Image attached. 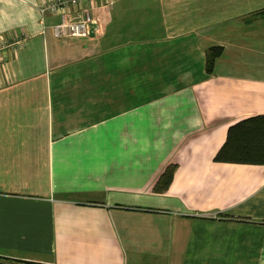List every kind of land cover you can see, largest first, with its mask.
I'll return each instance as SVG.
<instances>
[{"label":"crops","instance_id":"crops-1","mask_svg":"<svg viewBox=\"0 0 264 264\" xmlns=\"http://www.w3.org/2000/svg\"><path fill=\"white\" fill-rule=\"evenodd\" d=\"M42 1L0 0V255L264 264V164L214 159L264 113L262 0H95L84 37Z\"/></svg>","mask_w":264,"mask_h":264},{"label":"trees","instance_id":"trees-1","mask_svg":"<svg viewBox=\"0 0 264 264\" xmlns=\"http://www.w3.org/2000/svg\"><path fill=\"white\" fill-rule=\"evenodd\" d=\"M256 12L264 23V0ZM221 50L219 46L207 49L205 63L207 72L212 70L214 58L221 53ZM214 159L232 163L264 164V113L250 115L231 124L227 129L225 141L215 153ZM172 175L173 165H168L153 184V191L162 192L171 181ZM0 263L41 264L1 255Z\"/></svg>","mask_w":264,"mask_h":264},{"label":"built area","instance_id":"built-area-1","mask_svg":"<svg viewBox=\"0 0 264 264\" xmlns=\"http://www.w3.org/2000/svg\"><path fill=\"white\" fill-rule=\"evenodd\" d=\"M95 0H43L39 4L41 13L60 15V20L53 24L55 36L84 37L89 33L90 25L94 24L97 13L93 11ZM113 0H107L111 4ZM20 45V40L14 41Z\"/></svg>","mask_w":264,"mask_h":264},{"label":"rangeland","instance_id":"rangeland-1","mask_svg":"<svg viewBox=\"0 0 264 264\" xmlns=\"http://www.w3.org/2000/svg\"><path fill=\"white\" fill-rule=\"evenodd\" d=\"M253 2H255V1H252V2H251V6H252V3H253Z\"/></svg>","mask_w":264,"mask_h":264}]
</instances>
